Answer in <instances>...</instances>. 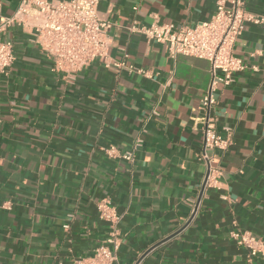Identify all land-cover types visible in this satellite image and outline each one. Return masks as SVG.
Segmentation results:
<instances>
[{
    "label": "crops",
    "instance_id": "crops-1",
    "mask_svg": "<svg viewBox=\"0 0 264 264\" xmlns=\"http://www.w3.org/2000/svg\"><path fill=\"white\" fill-rule=\"evenodd\" d=\"M19 0H0L9 16ZM264 15V0H247ZM216 0H99L110 61L73 75L53 69L14 25L3 39L15 61L0 77V264H68L107 236L97 202L121 215L119 264H264L232 237L264 243V28L246 24L235 54L247 68L220 86L214 114L233 143L216 154L215 186L203 190L207 164L196 119L211 81L208 60L179 55L128 28L155 20L177 27L211 18ZM133 162L105 148L131 149ZM69 224V228L64 225Z\"/></svg>",
    "mask_w": 264,
    "mask_h": 264
},
{
    "label": "built area",
    "instance_id": "built-area-1",
    "mask_svg": "<svg viewBox=\"0 0 264 264\" xmlns=\"http://www.w3.org/2000/svg\"><path fill=\"white\" fill-rule=\"evenodd\" d=\"M98 5L99 0H19L13 14L0 15V77L7 74L15 61L13 42L3 39V34L14 25L33 35V42L51 60L56 71L73 75L84 66L99 61L106 67H126L149 76L150 71L127 65L125 61H110L108 31L112 24L100 18ZM250 23L264 28V15L250 11L247 0H216V10L211 18L193 25L177 27L155 20L148 26L133 23L128 28L131 33H141L148 40L163 44L172 58L186 55L210 63L211 81L201 98V115L195 122L203 135L201 157L208 168L203 190L217 184L220 170L216 166V154L224 153L233 143L230 128H226L225 136L219 134L214 109L220 86L230 85L234 75L247 68L243 59L235 54V45L246 24ZM140 145L138 140L125 151L111 145L105 152L109 157L133 162ZM97 209L99 219L108 224L106 238L91 255L74 257L68 264H119L121 215L109 197L99 200ZM64 227L69 228V224ZM231 237L245 247L250 256L264 253L263 241L248 231L233 230Z\"/></svg>",
    "mask_w": 264,
    "mask_h": 264
}]
</instances>
